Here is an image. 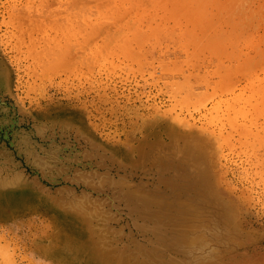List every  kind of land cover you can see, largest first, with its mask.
I'll return each mask as SVG.
<instances>
[{"label": "rangeland", "instance_id": "rangeland-1", "mask_svg": "<svg viewBox=\"0 0 264 264\" xmlns=\"http://www.w3.org/2000/svg\"><path fill=\"white\" fill-rule=\"evenodd\" d=\"M31 1L0 0V192L29 196L0 200V264H264V0ZM168 152L209 202L172 195ZM75 208L89 215L73 222ZM80 227L88 243L67 251Z\"/></svg>", "mask_w": 264, "mask_h": 264}, {"label": "bare ground", "instance_id": "bare-ground-1", "mask_svg": "<svg viewBox=\"0 0 264 264\" xmlns=\"http://www.w3.org/2000/svg\"><path fill=\"white\" fill-rule=\"evenodd\" d=\"M30 1H31V0H30ZM36 1H37V0H36ZM43 1H44L45 3H47L45 0H43ZM43 1H42V2H43ZM47 1H48V0H47ZM67 1H68V0H67ZM112 1H113V0H112ZM132 1H133V0H132ZM137 1H138V0H137ZM142 1H143V0H142ZM142 1L140 0L141 3H144V2H145V1H143V2H142ZM37 2H38V1H37ZM56 2H57V1H56ZM60 2H61V0H60ZM60 2H59V3H60ZM82 2H83V1H82ZM97 2H98V1H97ZM133 2H134V1H133ZM138 2H139V1H138ZM140 2H139V3H140ZM45 3H42V6H43ZM66 3H67V2H66ZM66 3L63 2L62 4L65 6ZM75 3H76V2H75ZM105 3H107V2H105ZM27 4H28V3H27ZM34 4H35V3H34ZM36 4H37V3H36ZM47 4H48V3H47ZM47 4H46V5H47ZM60 4H61V3H60ZM62 4H61V5H62ZM68 4H71V5H72L73 3H72V2H71V3H67V7H65V8H67V9L63 10V12L66 11L65 13L70 14V13L72 12V11H70V10H72L73 8L70 7V8H72V9L69 10V9H68ZM102 4H103V3H102ZM112 4H113V3H112ZM24 5H25V3H24ZM29 5H30V4H29ZM31 5H32V1H31ZM97 5H98V4H97ZM104 5H106V4H103V6H104ZM109 5H110V4H109ZM32 6H33V5H32ZM34 6H35V5H34ZM44 6H45V5H44ZM69 6H70V5H69ZM73 6H75V5L73 4ZM81 6H82V5H81ZM89 6L92 7L93 12H92V10H91V8H90ZM110 6H111V5H110ZM20 7H21V6H20ZM22 7H23V6H22ZM45 7H46V6H45ZM48 7H49V5H48ZM54 7H55V6H54ZM62 7H63V6H62ZM62 7L59 6V8H62ZM75 7L77 8V10L80 9V7H77V6H75ZM82 7H83V6H82ZM82 7H81V9H83ZM88 7L90 8V11L92 12V15H91V13H90L91 16H90L89 14H86V15H85V9H84L83 13H82V12H79V11H81V10H79V11H77V12H79V13L81 14V17H82V18H83V16H86V19H87V17L90 16V17H89V20L87 21V22H90V18H91L92 16L94 17V13L96 14V13H98V11H96V7H95V6H92V4L88 5ZM93 7H95V9H94ZM97 7H98V6H97ZM106 7H107V6H106ZM108 7H109V6H108ZM111 7L113 8L114 5L111 6ZM17 8H18V7H17ZM49 8H51V6H50ZM49 8H48L49 11L46 10L44 7H43L42 9H45V10H44L45 12H46V11H47V12H50L51 10H50ZM59 8H58V9H59ZM76 8H75V9H76ZM101 8H103V10H105L104 7H101ZM101 8L99 7V9H97V10H100ZM109 8H110V7H109ZM114 8H115V7H114ZM114 8H113V9H114ZM42 9L39 10L40 12H38V16L40 15L39 13H43V12H42ZM51 9H52V8H51ZM58 9H57V10H58ZM113 9H112V11H113ZM14 10H15V9H14ZM24 10H25V9H24ZM52 10H53V9H52ZM54 10L56 11V9H54ZM59 10H62V9H59ZM67 10H68V12H67ZM106 10H107V9H106ZM106 10H105V11H106ZM17 11H21V9H19V10L17 9V10H15L14 12L16 13ZM69 11H70V12H69ZM94 11H95V12H94ZM101 11H102V10H101ZM109 11L111 12V9H110ZM128 11H129V10H128ZM14 12H13V13H14ZM23 12L25 13L26 11H22L21 13H23ZM47 12H46V13H47ZM57 12H58L59 15H62V13H60L59 11H57ZM77 12H75V10H74V12H72V14H71V15H73V17H70V18H72V19L75 18V15H77V17H78V15L80 16V14H79V13L77 14ZM103 12H104V11H102V14H103ZM106 12H107V11H106ZM114 12H115V11H114ZM24 13H23V14H24ZM29 13H32V11L29 12ZM29 13H28V14H29ZM34 13H35V12H34ZM34 13H33V14H34ZM55 13H56V12H54V15H55ZM100 13H101V12H99V15H100ZM33 14H32V15H33ZM44 14H45V13H44ZM47 14H48V13H47ZM47 14H45V16H46ZM51 14H52V13H51ZM58 14H57V15H58ZM13 15L17 16L16 14H13ZM21 15H22V14H21ZM21 15L19 14L20 18H19L18 16H17V17H18L19 19H22V18H23V15H22V17H21ZM25 15H27V14L25 13L24 16H25ZM30 15H31V14H30ZM32 15H31V16H32ZM34 15H36V14H34ZM57 15H55V17L58 19L59 17H57ZM119 15H120V14H119ZM31 16H30V18H31ZM42 16H43V14H42ZM47 16H48V15H47ZM62 16L65 18L64 15H62ZM62 16H61V17H62ZM102 16H103V15H102ZM102 16H101V17H102ZM43 17H44V16H43ZM61 17H60V18H61ZM81 17H78V19H80L79 21H82V20H83V21L86 22V20L82 19ZM95 17H96V16H95ZM97 17H98V16H97ZM109 17H110V14H109ZM18 18H16L17 21H16L15 19L13 20V21H16V25H14L13 22H12V25H13L14 27L17 26L16 28L19 29V27L22 28L21 26H22V25H25V24H22L21 20H20V22H19V21H18V20H19ZM24 18H25V17H24ZM26 18H27V17H26ZM34 18H37V20L40 19V17H36V16H34ZM48 18H49V21L52 19V17H50V16H48ZM105 18H107V17H105ZM115 18L117 19V16H116ZM28 19H29V17H28ZM41 19H44V18H41ZM41 19H40V22H41ZM57 19H52V20H56V21H57ZM66 19H69V17H67ZM76 19H77V18H75L74 20H76ZM81 19H82V20H81ZM92 19H93V18H92ZM108 19H109V18H108ZM47 20H48V19H47ZM47 20L45 19L44 21L46 22ZM69 20L72 21L71 19H69ZM99 20H101V19H99ZM133 20H134V19H133ZM133 20H131V21H133ZM22 21H24V20H22ZM30 21H32V19L29 20L27 23L30 24ZM44 21H42V22L40 23L41 26H43L42 23H43ZM56 21H54V22H55L56 24H58V23H57L58 21H57V22H56ZM64 21H65V20H63V18L60 20V22H64ZM91 21H92V20H91ZM95 21H97L96 18H95ZM111 21H112V20H111ZM73 22H74V21H73ZM85 22H84V23H85ZM92 22H94V21H92ZM14 23H15V22H14ZM18 23H19V24L21 23V26H19ZM47 23H48V22H47ZM67 23H71V22H68V20H67ZM67 23H66V25H67ZM77 23H78V24H77ZM77 23H76V25H80V24H79L80 22H77ZM82 23H83V22H82ZM97 23H98V22H97ZM28 24H27V25H28ZM32 24H35V21L32 22ZM36 24L40 25V24H39V21L36 22ZM43 24H44V23H43ZM48 24H49V23H48ZM59 24L61 25V23H59ZM63 24H65V23H63ZM71 24H72V23H71ZM85 24H86V23H85ZM88 24H89V23H88ZM88 24H87V25H88ZM38 25H37V27H38ZM49 25L52 26L51 23H50ZM66 25H65V26H66ZM95 25H96V24H95ZM18 26H19V27H18ZM31 26H33V25H31ZM35 26H36V25H35ZM35 26H34V27H35ZM45 26H47V25L45 24ZM55 26H56V25L54 24V27H55ZM58 26H59V25H58ZM63 26H64V25H62V27H63ZM73 26H74V25L72 24V27H71V28H73ZM89 26H93V25H92V24H89L88 27H89ZM98 26H99V25H98ZM98 26H97V27H98ZM123 26L125 27V25H123ZM52 27H53V26H52ZM54 27H53V28H54ZM59 27H60L59 30L62 31V27H61V26H59ZM66 27H68V26H66ZM76 27H77V26H76ZM80 27H81V26H80ZM121 27H122V26H121ZM25 28H27V27L25 26ZM31 28H32V27H31ZM41 28H42V27H41ZM82 28H83V26H82ZM22 29H23V28H22ZM39 29H40V28H39ZM57 29H58V28H57V26H56V30H57ZM63 29H64V27H63ZM65 29H66V28H65ZM69 29H70V28H69ZM73 29H74V28H73ZM84 29H85V28H84ZM84 29H82V30H84ZM98 29H99V28H97V30H98ZM15 30H17V29H15ZM23 30L26 31V30H28V29H26V30L23 29ZM29 30H31V32H30V31H29V32L27 31L28 33L25 34L24 37H22L23 39L20 38V40L23 41V42L20 41V42H21L20 44L23 43L22 45H24V41H27V43H25V45H26L27 47L30 48V46L27 45V44L30 43L31 41H33V40H35V39L37 38V37H36L37 34L35 33V31H37V30L32 31L33 29H30V25H29ZM42 30H43V29H42ZM67 30H68V29H66V31L64 30L65 32H62V35H61V33H60V35L63 37V34L66 33ZM71 30H72V29H71ZM75 30H77V28H75ZM78 30L80 31L81 34L78 33V35L75 34L74 36L77 37V36L80 35V37H81V35H82L84 32L82 33L80 29H78ZM86 30H87V29H86ZM17 31H18V30H17ZM19 31H20V29H19ZM38 31H39V30H38ZM44 31H45V30H44ZM46 31H47V30H46ZM61 31H60V32H61ZM87 31H89V32L92 34V32L90 31V28H89V30H87ZM87 31H86V32H87ZM92 31H93V29H92ZM99 31H100V30H99ZM125 31H126V30H125ZM40 32H42V31H40ZM58 32H59V31H58ZM68 32H69V31H68ZM68 32H67L66 36H64V37H67V39H68V37L70 36V34H69V36H68ZM70 32H71V31H70ZM70 32H69V33H70ZM122 32H123V31H122ZM25 33H26V32H25ZM44 33H45V32H44ZM44 33L42 32V34H44ZM95 33H96V32H95ZM95 33H94V34H95ZM15 34H17V33L15 32ZM19 34H20V33H19ZM40 34H41V33H40ZM40 34H39V35H40ZM48 34H49V33H48ZM54 34H55V32H54ZM58 34H59V33H58ZM71 34H72V33H71ZM73 34H74V33H73ZM125 34H126V33H125ZM133 34H134V32H133ZM22 35H23V33L21 34V36H22ZM86 35H87V33H86ZM95 35H96V34H95ZM120 35H121V34H120ZM21 36H20V37H21ZM47 36H48V35H47ZM47 36H44V37H47ZM49 36L51 37V39H52V37H53V39H54V36H55V35H54V36H53V35H52V36L49 35ZM83 36H84V35H83ZM83 36H82V37H83ZM87 36H88V35H87ZM92 36H93V35H92ZM92 36L90 35L89 37H92ZM96 36H97V35H96ZM126 36H127V35H126ZM38 37H40V36H38ZM62 37H61V39H62ZM64 37H63V38H64ZM80 37H79V38H80ZM42 38H43V36H42ZM42 38H41V39H42ZM71 38H73V37H71ZM83 38H86V37H83ZM43 39H44V38H43ZM45 39L48 40V37L45 38ZM55 39H56L57 42H53V41H52V42L55 43V46H56V43H57V45L60 43V42H59V40H60L59 35H57V38H55ZM55 39H54V41H55ZM74 39H75V38H74ZM87 39H88V37L86 38V40H87ZM36 40H37V39H36ZM46 40H44V41H46ZM68 40H70V38H69ZM76 40H78V39L76 38ZM76 40H74V41H76ZM88 40H89V39H88ZM125 40H126V39H125ZM42 41H43V40H42ZM74 41L72 42V40H70V41H67V40L65 41V40H64V43H65V42H67V43L69 42V45L73 47V45H71L70 42L73 44V43H75ZM80 41H81V40H80ZM82 41H83V40H82ZM38 42H39V41H38ZM46 42H47V41H46ZM76 42H77V41H76ZM88 42H89V41H88ZM16 43H17V42H16ZM33 43H34V41H33ZM47 43L49 44V41H48ZM64 43H63L64 48H62V47H60V46H58V47L56 48L54 45H52V43H51L50 45H52L53 48H56V49H58V50L61 48V53H62V55H64L63 52H64L65 50H68V48H69V47H67V44L65 45ZM79 43L83 44L82 42H79ZM86 43H87V42H86ZM31 44H32V43H31ZM35 44H39V43H35ZM48 44H46V47H49ZM61 44H62V43H61ZM89 44H90V43H89ZM97 44H98V42H97ZM41 45H42V44H41ZM41 45H40V47H41ZM47 45H48V46H47ZM18 46H19V45H18ZM26 46H24V47H26ZM35 46H36V45H35ZM83 46H84V45H83ZM96 46H97V45L95 44L93 47L96 48ZM109 46H110V48H113V47H111V45H109ZM32 47H33V46H32ZM44 47H45V46H43V48H44ZM76 47L80 48V45L75 46V48H76ZM33 48H34V47H33ZM41 48H42V47H41ZM41 48H40V49H41ZM65 48H66V49H65ZM78 48H76V49H78ZM82 48H83V47H81L79 50L83 53V51H85V48H83L84 50H82ZM27 49H28V48H27ZM30 49H31V48H30ZM34 49H35V48H34ZM38 49H39V48H38ZM38 49H35V51L38 50ZM48 49H49V48H48ZM48 49H47V50H48ZM50 49H51V48H50ZM41 50H44V49H41ZM47 50H44L45 52L43 51V52H40V53H41V54H42V53L47 54V53H49V52H46ZM51 50L55 51V49H51ZM72 50L74 51V48H72ZM72 50H71V51H72ZM88 50H89V49H88ZM92 50H94V52H96L95 49H92ZM92 50H91V51H92ZM96 50L98 51V48H96ZM104 50H106V49H104ZM137 50H138V49H137ZM28 51H30V50H28ZM39 51H40V50H39ZM48 51H49V50H48ZM73 51H72V52H73ZM99 51H100V50H99ZM106 51H107V50H106ZM106 51H104V52L106 53ZM110 51H111V50H110ZM56 52H57V50H56ZM94 52H92V53L95 54ZM100 52H101V51H100ZM100 52H98V53H100ZM102 52H103V51H102ZM102 52H101V53H102ZM31 53H34V51H32ZM31 53H30V54H31ZM52 53H53V52L51 51L49 54L52 56ZM54 53H55V52H54ZM58 53H59V52H58ZM96 53H97V52H96ZM101 53H100V54H101ZM28 54H29V53H28ZM30 54H29V56H32V55H33V54L30 55ZM36 54L38 55V53H36ZM44 54H42L43 57H46V56H44ZM59 54H60V53H59ZM74 54H77V51H76V53H74ZM79 54H80V52H79L77 55H79ZM102 54H103V53H102ZM102 54H101V55H102ZM90 55H91V54H90ZM108 55H109V54H108ZM108 55H107V56H108ZM33 56H34V55H33ZM33 56H32V57H33ZM47 56L49 57V58L47 59L48 62H50L53 58L55 59L54 56H52V57H50L49 55H47ZM69 56H70V54H69ZM69 56H68V57H69ZM83 56H84V54H83ZM83 56H82V57H83ZM87 56H88V55H87ZM104 56H106V55H104ZM40 57H41L40 60L42 61V60H43V59H42V56H40ZM58 57H59V56H58ZM101 57H102V56H101ZM34 58H38V57H37V56H36V57L34 56ZM59 58H60V57H59ZM61 58H62V57H61ZM73 58H74V56L71 55L70 59L73 60ZM77 58H79V57H77ZM77 58L75 57L76 61H78ZM80 58H81V57H80ZM83 58H84V57H83ZM83 58H81L82 60L80 59L81 61L79 60V62H83L84 59H85V58H84V59H83ZM65 59H67V58H65ZM68 59H69V58H68ZM70 59H69V60H70ZM100 59H101V58H100ZM103 59H104V58H103ZM45 60H46V59H45ZM45 60L42 61L43 63H42V62H40V63H42V65H44ZM55 60H56V59H55ZM59 60H60V62H61L62 59H59ZM59 60L57 59V60H56L57 62H54V61H53V63H52V62H50V63H52L53 65H55V63L57 64ZM97 60H98V59H97ZM97 60H96V61H97ZM36 61H37V60H36ZM38 61H39V58H38ZM64 62H65V60H63V64H64ZM67 62H69V61H67ZM67 62H66V63H67ZM69 63H70V62H69ZM45 64H47V62H46ZM40 65H41V64H40ZM40 65H39V66H40ZM42 65H41V66H42ZM59 65H61V63H59ZM55 66H56V65H55ZM67 66H68V63H67ZM67 66H65V67L63 66V67H64V70H67V69H68ZM42 67H43V68H45V67L47 68V67H49V65L47 64V66H42ZM42 67H40V68L43 69ZM60 67H61V66H60ZM46 68H45V69H46ZM60 69H62V67H61ZM3 74H4V73H3ZM4 75H5V74H4ZM4 75H3V76H4ZM7 78H8V77H7ZM4 84L6 85V81H5ZM241 116H243V115H241ZM249 126H250V125H249ZM263 126H264V125H263ZM190 127H191V126H190ZM192 127H193V126H192ZM192 127H191V128H192ZM263 128H264V127H263ZM186 129H187V128H186ZM192 129H193V128H192ZM203 129H204V128H203ZM203 129H202V130H203ZM247 129H248V128H247ZM187 130H188V129H187ZM245 130H246V129H245ZM197 131H198V130H197ZM246 131H247V130H246ZM195 132H196V130H195ZM249 132H250V131H249ZM197 133H199V132H197ZM200 133H201V131H200ZM200 133H199V134H200ZM252 133H253V132H252ZM192 134H193V133H192ZM256 134H257V133H256ZM196 137H197V136H196ZM200 137H201V136H199V138H200ZM199 138H198V139H199ZM189 139H190V138H189ZM193 139H195V137H194ZM209 139H210V138H209ZM255 139H256V138H255ZM183 140H184V139H183ZM185 140H186V139H185ZM187 140H188V139H187ZM225 140H226V139H225ZM257 140H258V139H257ZM211 141H212V140H211ZM192 142H193V141H192ZM195 142H196V141H195ZM257 142H258V141H257ZM259 142H260V141H259ZM259 142H258V143H259ZM261 142H262V141H261ZM187 143H188V142H187ZM190 143H191V142H190ZM214 143H215V142H214ZM192 145H193V143H192ZM160 146H161V145H160ZM160 146H159V147H160ZM172 146H173V145H172ZM191 147H192V146H191ZM260 147H261V146H260ZM160 148H161V147H160ZM165 148H166V147H165ZM171 148H172V147H171ZM193 148H194L196 151H200V150L203 151V146H196V145H195V147H193ZM166 149H168V148H166ZM169 149H170V148H169ZM169 149H168V150H169ZM195 150L191 149V150L188 151V152L195 153ZM154 151H155V150H154ZM157 152H158V151H157ZM175 152H176V151H175ZM158 154H159V152H158ZM173 154H175V153H172V154H171V153L168 152V153H166V154H162V155L160 156V158H159V161H158V164L161 165L162 167H164V168H166V169H168V170H170V171H173V169L175 170V174H176V175H174V176L172 177V179L170 180V186H171L172 195H176V193H177V194H178V193H185V195H187V196H193V201H196V199H197L196 197H198V198L200 199V201H203V202H209V200H211L210 197H209V193H208V192H209V190H208L209 188H207V187L204 185V179H202V178H204V177H203V176H200L199 178H194V177L192 176V172H191V165H188V164L186 163L185 160H184V162H183V161L180 162V164H182V166L179 165V166L177 167V165H176V166L171 165V158H172V155H173ZM203 155H204V153H203ZM152 156H153V155H152ZM154 156H155V155H154ZM148 157H149V153L146 152L144 158L147 159ZM151 159H152V158H151ZM156 159H157V158H156ZM150 161H151V160H150ZM152 162H154V161L152 160ZM173 162H174V161H173ZM173 162H172V163H173ZM175 162H176V161H175ZM154 163H155V162H154ZM174 164H175V163H174ZM176 164H177V163H176ZM3 170H4V169H3ZM171 174H172V173H171ZM213 174H214V173H213ZM2 175H3V174H2ZM3 176H4V175H3ZM8 177H9V176H8ZM10 178H11V177H10ZM6 179H8V178H6ZM14 179H15V178H14ZM2 181H3V180H2ZM7 181L9 182V180H7ZM202 181H203V182H202ZM0 182H1V180H0ZM12 182H13V180H12ZM12 182H11V183H12ZM19 182H20V181H19ZM3 183H4V182H3ZM13 183L15 184V182H13ZM0 184H2V183H0ZM4 184H5V183H4ZM9 184H10V183H9ZM15 185H16V184H15ZM7 186H8V185H7ZM10 186H12V184H10ZM13 186H14V185H13ZM2 188H5V187H2ZM21 189L24 190L25 188L23 187V188H21ZM10 195H17V194H15L14 192H5V193H3V195H2L1 192H0V200H1L2 197H6V199L11 200L12 203H13V202H16V203H17V202H20V200H21V201H24V200H25V197H28V198H29V196H26V195L20 194V196L15 197V198L13 199V198H9V197H8V196H10ZM31 197H32V196H31ZM33 198H34V197H33ZM30 199H32V198H30ZM33 201H34V199H33ZM145 201H146V200H145ZM155 201H157V200H155ZM159 201H160V202H159ZM159 201H157V202L159 203L157 206H158V209H159V211H160L162 217H163V218H166V219H171V220H174V219H175V220H176V218H175L174 215H170V213L168 212V208L164 207V205H163V198H162V200H159ZM27 202H28V201H27ZM153 202H154V201H153ZM28 203H29V202H28ZM89 204H90V203H89ZM147 204H148V202H147ZM155 204H156V203H155ZM20 205H21V204H20ZM84 205H85V204H84ZM92 205H93V204H92ZM90 206H91V205H90ZM95 206H96V205H95ZM152 206H153V205H152ZM154 206H156V205H154ZM86 207L89 208V206H86ZM71 208H72V207H71ZM83 208H85V206H84ZM83 208H81V209H83ZM155 208H156V207H155ZM75 209H76V208H75ZM89 209H90V208H89ZM139 209H140V208H139ZM156 209H157V208H156ZM94 210H95V208H94ZM146 210H147V209H146ZM69 211H70V212H69ZM73 211H74V212H73ZM73 211H72L71 209H70V210H69V209H66V211H65L67 214H69V213L72 214V219H71V220H72L73 222H74L75 220H77V219H76V216H77L80 220L83 221L84 218H86V216L89 215V213H88V214L85 213V212H87V211H89V210H87V211L84 210L85 212H82V210L80 211V210H78V208H77L76 210H73ZM154 211H156V210L154 209ZM141 212H142V211H141ZM154 213H155V212H154ZM156 214H157V213H156ZM3 215H5V214H3ZM158 215H160V214H158ZM158 215H157V216H158ZM14 216H15V215H14ZM87 220H88V219H87ZM175 220H174V221H175ZM80 224H82V223H80ZM46 225H47V224H46ZM71 225H75V224H71ZM89 225H91V224L89 223ZM87 226H88V225H87ZM100 226H101V225H100ZM180 226H181V225H180V223H179V228H180ZM45 227H46V226H45ZM74 227H75V226H74ZM171 227H172V228L174 227L175 229H173V230H176V231H177V229H176V228H177V224H176V223H175L174 225L172 224ZM90 228H91V227H90ZM179 228H178V229H179ZM30 230H31V229H30ZM83 230H84V229H83ZM89 230H90V229H89ZM183 230H184V232H186V233L189 231V229H186V228H184V227H183ZM46 231H47V230H46ZM74 231H76V230H74ZM41 232H43V231H41ZM71 232H72V231H71ZM174 232H175V231H174ZM44 233H45V231H44ZM86 233H88V230H85V233H84V231L81 230V227H80V230H79V228H78V231L76 232V234H75V236H74V240H72V241H70V242H67V244H66V250H67V251H70V247H71L72 249H74V248L79 249V248H81L82 246L86 245V244L88 243V241H87L86 239H84V237H83L84 235H86ZM95 235H96V234H95ZM63 239H64V238H63ZM62 241H63V240H62ZM97 241H98V240H97ZM186 242H188V238L185 240V243H186ZM33 243H34V242H33ZM93 243H94V242H93ZM37 245H39V244H37ZM62 245H63V243H62ZM92 245H93V244H92ZM97 245H98V244H97ZM40 246H42V245H40ZM95 246H96V245H95ZM45 247H48V246H45ZM49 247H50V246H49ZM49 247H48V248H49ZM96 247H98V246H96ZM32 248H33V247H32ZM88 248H89V247H88ZM33 249H34V248H33ZM35 249H36V248H35ZM44 249H45V248H44ZM81 249H82V248H81ZM89 249H91V248H89ZM97 249H98V248H97ZM97 249H96V250H97ZM38 250H39V249H38ZM45 250H46V249H45ZM48 250H49V249H48ZM42 251H43V249H42ZM46 251H47V250H46ZM33 252H34V251H33ZM40 252H41V251H40ZM43 252H44V251H43ZM90 254H91V253H90ZM4 255H5V254H4ZM31 255H32V254H31ZM44 255H45V254H44ZM34 256H36V255H34ZM70 256H71V255H70ZM36 257H37V256H36ZM47 257H48V256H47ZM74 257H75V256H74ZM77 257H79V256H77ZM79 258H80V257H79ZM79 258H78V259H79ZM44 259H46V258H44ZM47 259H48V258H47ZM91 259L93 260V257H92ZM56 260H58V259H56ZM61 260H62V259H61ZM66 261H67V260H66ZM66 261H65V262H66ZM76 261H77V260H76ZM74 262H75V260H74ZM77 262H78V261H77ZM79 262H80V261H79ZM94 262H95V261H94ZM100 262H101V261H100ZM61 263H62V262H61ZM75 263H76V262H75ZM63 264H64V263H63ZM65 264H67V263H65ZM70 264H72V263H70ZM80 264H81V263H80ZM91 264H92V263H91ZM98 264H99V263H98Z\"/></svg>", "mask_w": 264, "mask_h": 264}]
</instances>
